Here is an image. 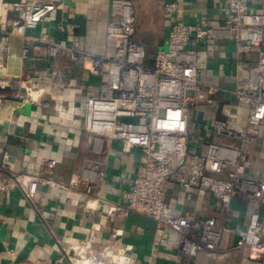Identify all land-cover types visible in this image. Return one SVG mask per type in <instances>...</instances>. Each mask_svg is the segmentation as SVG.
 <instances>
[{"label":"built area","instance_id":"2783aa9c","mask_svg":"<svg viewBox=\"0 0 264 264\" xmlns=\"http://www.w3.org/2000/svg\"><path fill=\"white\" fill-rule=\"evenodd\" d=\"M255 1L230 0L223 10L224 25L218 27L205 20L186 24L181 4H166L164 11L172 24L168 45L158 51L152 65L146 63L145 49L134 40L137 17L133 0H112L102 56L83 50L78 43L31 34L55 13V2L16 3L10 27L0 25V53L7 40L19 38L24 59H29L30 50L40 48L44 56H35L34 61L45 58L58 64L66 58L82 64L88 75L97 79V87L89 89L85 98L82 116L91 152L101 155L105 142H119L124 154L141 153L127 202L108 203L107 217L114 221L138 214L151 219L155 245L169 238L187 264L201 256L222 260L241 252L254 260L264 258V173L259 178L251 174L250 157L251 148L264 142V10L253 12ZM57 29L65 33L64 27ZM224 41L233 42L238 57L257 56L249 66L237 60L235 86L229 90L203 82L198 68L196 46ZM14 88L0 79V101L9 99ZM222 94H229L232 104L246 108L245 123L231 122L228 112L221 116L212 113L209 141H192L193 132L199 133V128H192L199 123V106L226 104ZM31 95V90L25 89L15 98L27 103ZM9 165L10 153L0 152V204L14 185L30 204L39 185L72 190L50 178L12 174ZM56 165V160H47L42 168ZM101 178L98 165L83 170L81 186L88 199L99 196ZM171 187L210 194L216 201V216L195 218L177 213L167 202ZM238 200L251 205L250 220L239 232L234 248L222 250L223 237L231 232L228 222L233 204ZM100 253L124 264L125 257L114 258L110 248L95 250L90 241L64 248L57 264L85 262Z\"/></svg>","mask_w":264,"mask_h":264},{"label":"crops","instance_id":"0c3cea01","mask_svg":"<svg viewBox=\"0 0 264 264\" xmlns=\"http://www.w3.org/2000/svg\"><path fill=\"white\" fill-rule=\"evenodd\" d=\"M24 1L55 2L57 10L45 23L32 30L33 36L47 34L68 44L78 43L94 55L104 53L107 26L112 0H0V25L9 28L14 17L13 6ZM230 0H133L137 17L134 40L146 51V63L152 65L155 56L168 45L171 20L164 7L181 4L184 22L201 20L210 26L224 25V8ZM253 12L264 10V0L252 4ZM62 26L65 33H60ZM193 46V44H191ZM198 68L201 80L226 90L235 86L237 60L247 66L256 62V55L239 56L233 42L202 43L197 45ZM23 42L7 40L0 53V79L13 90L9 99L0 101V152L10 153L12 174L29 178L52 179L68 185L71 191L39 185L30 204L22 191L13 186L0 204L3 223L0 224V264H57L64 248L79 242H92L99 250L110 248L114 258L125 257L124 264H187L175 250L169 238L155 245V223L144 216L131 214L123 220L107 217L108 203L125 204L130 196L141 153L122 152L119 142H105L101 155L91 152L89 135L83 130L82 116L89 89L95 90L96 78L88 75L80 63L63 58L58 64L44 56V50H30L29 59L22 57ZM38 94V100L27 103L17 100L24 90ZM48 90V91H47ZM46 91V92H45ZM45 93V94H44ZM226 100L220 106L202 103L199 106V133L192 141L206 143L212 113L228 112L233 123L244 124L247 111L242 105ZM62 108V111H57ZM253 169L259 178L264 173V142L251 148ZM47 160H56L53 169L42 168ZM100 167L99 196L88 199L81 186L85 168ZM168 204L179 214L195 218L216 216L214 198L205 192L179 190L171 187ZM252 207L235 201L229 218L231 232L225 234L222 250L234 248L239 232L249 223ZM120 232V236H115ZM62 264H71L65 260ZM194 264H264L247 253H237L222 260L199 257Z\"/></svg>","mask_w":264,"mask_h":264},{"label":"bare ground","instance_id":"6f19581e","mask_svg":"<svg viewBox=\"0 0 264 264\" xmlns=\"http://www.w3.org/2000/svg\"><path fill=\"white\" fill-rule=\"evenodd\" d=\"M48 91V90H47ZM46 92V91H45ZM45 94V93H44ZM35 101L38 100V94L32 93L31 95ZM37 99V100H36ZM108 255L106 253H100L96 255L94 258L85 261V262H78L77 264H121L120 262L114 260L113 258L108 259Z\"/></svg>","mask_w":264,"mask_h":264},{"label":"rangeland","instance_id":"374dc122","mask_svg":"<svg viewBox=\"0 0 264 264\" xmlns=\"http://www.w3.org/2000/svg\"><path fill=\"white\" fill-rule=\"evenodd\" d=\"M81 264V263H80Z\"/></svg>","mask_w":264,"mask_h":264}]
</instances>
